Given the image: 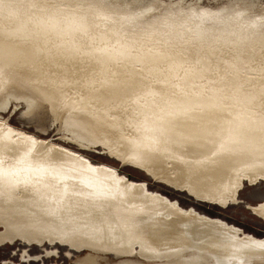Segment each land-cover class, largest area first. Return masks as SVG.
Here are the masks:
<instances>
[{"label": "rangeland", "instance_id": "374dc122", "mask_svg": "<svg viewBox=\"0 0 264 264\" xmlns=\"http://www.w3.org/2000/svg\"><path fill=\"white\" fill-rule=\"evenodd\" d=\"M23 4L32 9L48 4L57 11L89 13L107 20V28L99 33L111 39L108 48L115 52V59L119 53L123 56L155 50L181 56L187 66L201 63L205 73L211 71L209 81L224 87L228 94L229 83H264V38L260 40L258 26L252 24L255 16L264 15V0H106V5L122 13L147 7L128 18L121 14L105 16L96 9L71 8L68 0H24ZM229 11L235 12L241 26L221 24L237 34L235 46H227L235 53L226 59L221 41L204 44L200 39L206 35L212 41L208 24ZM247 13L254 18L249 19ZM172 19H178L181 26L168 29ZM165 27L171 32L163 33ZM173 36H180L181 42L175 39L173 46L167 45ZM158 42L163 45H156ZM247 43L249 47L243 48ZM36 47L42 52L33 69L12 73L1 81L0 135L7 130L15 138L35 142L34 158L44 157L51 149L70 154L78 167L91 170L94 180L104 182L106 189L108 183H115L118 195L108 190L96 194L86 187V191L73 192L78 182L41 178L37 169L24 171L22 162L12 170L0 165V264H118L131 255L167 258L172 248L185 243L202 247L212 255L214 264H264V256L258 251L244 252L235 247L239 243L264 245V177L241 174L244 164H232L229 172L233 182L239 178L237 187L231 191L226 184L221 200L218 194L197 195L188 183L179 187L169 180L183 172L190 178L199 166L212 168L219 158L200 162L182 154L166 156L162 173L137 167L133 158H120L111 137L121 135L131 140L135 136L112 111L89 106V112L74 116L64 111L60 123L57 119L69 99L88 102L80 92L64 93L63 84L93 78L100 62L65 61L44 40ZM181 48L188 53L180 54ZM149 65H134L154 86L151 97H143L144 102L165 97L158 96L162 92L159 86H165L149 74ZM107 70L109 79L127 75L115 65ZM183 71L192 74L189 67ZM37 81L44 87L33 85ZM172 85V97L181 96L179 88L183 85L173 82L168 87ZM47 141H51L48 146ZM247 160L246 164L254 162ZM102 169L110 174L103 176ZM135 188L155 198V206L163 211L139 221L137 210L131 209L129 202ZM192 259L193 263L207 264L198 257Z\"/></svg>", "mask_w": 264, "mask_h": 264}, {"label": "bare ground", "instance_id": "6f19581e", "mask_svg": "<svg viewBox=\"0 0 264 264\" xmlns=\"http://www.w3.org/2000/svg\"><path fill=\"white\" fill-rule=\"evenodd\" d=\"M23 1L0 0V91L4 77L29 71L38 64L42 51L36 45L44 40L51 48H56L58 56L65 61L94 59L101 64L99 72L93 78H83L74 84H63L64 93L73 95L80 92L81 97L88 99V102L69 99L57 113L59 123L64 111L74 116L89 112V106L101 111H112L135 136L131 140L121 135L111 137L113 147L121 156L119 157L125 160L133 158L137 167L146 166L149 171L162 173L166 156L182 154L200 162L206 158H219L218 162L212 164V168L206 164L199 166L190 178L183 172L175 180L169 179L178 183L179 187L188 183L197 195L218 194L223 200L226 184L230 185L231 191L237 187L239 178L233 182L234 178L229 172L230 166L235 163L244 164L240 170L241 174L243 172L249 177H264V83H229L228 94L224 87H216L209 81L212 77L211 71L205 73L201 63L187 66L181 56L155 50L126 53L123 56L119 53L120 57L115 59V52L108 48L111 39L104 32L99 33L107 28V24H104L107 20L89 13L57 11L49 8L48 4H39L37 8L32 9L24 5ZM68 1L71 8L96 9L105 16L108 13L110 16L121 14L127 15L126 18L135 17L147 9H133L128 14L106 5V0ZM234 13H224L225 16L208 24L207 30L212 41H208L206 35L200 39L204 44L221 41L226 59L230 58L228 54L235 53L234 49L231 50V47L227 46H235L237 34L229 26L224 27L221 24L241 26ZM247 17L254 18L249 14ZM255 17L256 20L252 24L258 26L257 31L262 40L264 25L261 24H264V15ZM242 19L246 18L242 16ZM178 26H181L179 20L172 19L168 29H176ZM169 32L171 31H167L165 27L163 33ZM216 36L221 39L214 38ZM175 39L180 41V36L168 38L167 45H174ZM160 44L162 43H156ZM248 47L249 43L243 46ZM76 48L80 53L76 52ZM101 49L102 52H98ZM187 53L181 48L180 54ZM135 64L138 67L150 64L149 74L161 80L158 81L159 85L165 86H159L162 92L158 93V96L165 95L164 99L143 101V97H151L154 86L150 78L135 69ZM114 65L127 75L121 79H109L107 68ZM187 67L192 74L183 71ZM118 75L122 76V73ZM173 82L183 85L179 88V97H172L173 92L170 90L175 86L168 87V84ZM33 85L44 87L39 81ZM50 143L51 141H47L45 144L48 146ZM36 147L35 142L15 138L10 131L5 130L0 135V165L9 166L12 170L16 164L22 162L24 171L37 169L41 178L78 182L73 192L86 191V187L92 193L108 190L114 196L118 195L115 183H108L106 189L104 182L99 184L94 180L95 175L91 170L78 167V161L70 154L51 149L46 150L44 157L34 158L32 151ZM247 159L254 162L246 164ZM101 172L103 176L110 174L104 169ZM129 200L133 206L131 209L137 210L139 221L147 220L153 213L163 211L155 206V198L144 196L141 188H135L129 194ZM206 230L209 231L208 227ZM235 247L244 252L258 251L264 256V245L239 243ZM211 256L202 247L185 243L172 248L167 258L131 255L118 264H169L170 261L174 264H196L193 263L194 257L207 264H214ZM101 264H107V261H102Z\"/></svg>", "mask_w": 264, "mask_h": 264}, {"label": "crops", "instance_id": "0c3cea01", "mask_svg": "<svg viewBox=\"0 0 264 264\" xmlns=\"http://www.w3.org/2000/svg\"><path fill=\"white\" fill-rule=\"evenodd\" d=\"M59 112V111H58Z\"/></svg>", "mask_w": 264, "mask_h": 264}]
</instances>
